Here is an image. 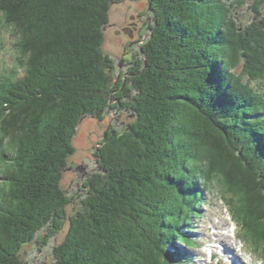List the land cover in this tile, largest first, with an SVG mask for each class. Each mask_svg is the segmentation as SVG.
Listing matches in <instances>:
<instances>
[{
  "label": "trees",
  "instance_id": "16d2710c",
  "mask_svg": "<svg viewBox=\"0 0 264 264\" xmlns=\"http://www.w3.org/2000/svg\"><path fill=\"white\" fill-rule=\"evenodd\" d=\"M120 1L0 0L24 68L0 78V264H24L38 232L62 228L74 138L112 101L136 118L105 132L101 169L84 182L54 264H182L173 240L192 243L185 228L206 172L204 186L221 177L237 195L236 215L264 255V1L241 28L229 0H149L146 59L123 60L131 74L116 80L104 44Z\"/></svg>",
  "mask_w": 264,
  "mask_h": 264
},
{
  "label": "rangeland",
  "instance_id": "374dc122",
  "mask_svg": "<svg viewBox=\"0 0 264 264\" xmlns=\"http://www.w3.org/2000/svg\"><path fill=\"white\" fill-rule=\"evenodd\" d=\"M261 1L264 0L228 1V7L238 17L237 23H239L238 25L241 28L244 27L243 25L257 22L258 13L253 6H257L256 3ZM148 5L149 0H121L112 6L111 21L105 29L106 41L104 48L117 61L116 80L120 76L125 78L126 75L131 74L132 65L128 62L124 63L123 60L130 58L146 59L145 54L141 53V46L150 37V25L154 22ZM261 8L264 10V4ZM134 20L139 22V27L132 26V30L123 31L129 22ZM12 33L11 27L3 22V18L0 15V78L7 74L16 64L19 67L17 72L21 71V64L19 63L21 56L19 57L20 53L15 47L16 38ZM17 56L18 61L16 60ZM23 71L24 68L21 73ZM262 84L256 85L255 82L253 83L255 88ZM112 104L114 106L108 107L104 119L100 120L97 117L88 116L81 122L74 138L76 152L70 157L63 177V188L71 197V202L67 206L68 216L57 233L53 224L51 226L48 225L38 232L37 235L40 237V241L37 238L24 247L22 252L24 264H54V248L66 237L71 217L82 208V201L88 190V188L84 187V182L93 173L101 169L96 151L105 138V132L111 129L122 132L128 123L135 120L136 114L130 108L124 107L115 101H112ZM206 165L210 167L213 164L206 163ZM213 166L220 167L217 165ZM205 174L208 175V172ZM206 175H202L199 182V186L201 187L202 185L204 188V195L199 206L198 215L192 217L190 227L185 228L186 233L191 237V245L183 243L182 237H178V240H173V243L176 242L184 253L182 264H223V260L218 256L220 250L215 246L213 249L209 247L210 243H212L211 240L216 238L218 230L222 237L230 241L226 243L235 244L236 253L240 255V259L244 264H264L263 253L257 247L252 246V240L254 239L252 230L250 228L245 229L242 223L244 221L243 214L239 213L236 215L237 212L232 200L236 203L238 200L237 195L223 191L219 183L225 185L226 183L224 178L221 177L216 178L213 176L214 181L204 186V177ZM231 176L236 177L235 174ZM239 178L241 177L239 176ZM234 228H236V231L232 230ZM185 231L183 232L185 233ZM54 233L56 234L54 235ZM173 248V244L169 246L170 250H173ZM211 249L214 251V256L208 253V250Z\"/></svg>",
  "mask_w": 264,
  "mask_h": 264
},
{
  "label": "bare ground",
  "instance_id": "6f19581e",
  "mask_svg": "<svg viewBox=\"0 0 264 264\" xmlns=\"http://www.w3.org/2000/svg\"><path fill=\"white\" fill-rule=\"evenodd\" d=\"M216 235V238L211 240L212 243H210L209 247L213 249V247L215 246L220 250L218 256L221 257V259L223 260V264H244L240 259V255L236 253L235 244L233 245L230 243H226L230 241L222 237L219 230ZM216 242L217 244L215 245ZM212 254H214L213 250Z\"/></svg>",
  "mask_w": 264,
  "mask_h": 264
},
{
  "label": "flooded vegetation",
  "instance_id": "af4514ba",
  "mask_svg": "<svg viewBox=\"0 0 264 264\" xmlns=\"http://www.w3.org/2000/svg\"><path fill=\"white\" fill-rule=\"evenodd\" d=\"M132 26H136L138 28L139 27V22H137L135 20L132 21V22H129L128 26L125 27L123 31L127 32L129 29L132 30V28H133Z\"/></svg>",
  "mask_w": 264,
  "mask_h": 264
},
{
  "label": "water",
  "instance_id": "95a60500",
  "mask_svg": "<svg viewBox=\"0 0 264 264\" xmlns=\"http://www.w3.org/2000/svg\"><path fill=\"white\" fill-rule=\"evenodd\" d=\"M83 119H84V118H83ZM83 119H82V120H83Z\"/></svg>",
  "mask_w": 264,
  "mask_h": 264
}]
</instances>
